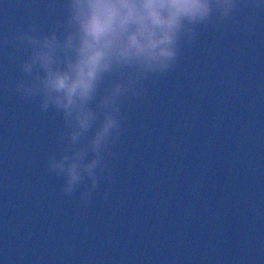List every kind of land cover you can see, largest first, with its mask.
<instances>
[{
	"label": "water",
	"instance_id": "95a60500",
	"mask_svg": "<svg viewBox=\"0 0 264 264\" xmlns=\"http://www.w3.org/2000/svg\"><path fill=\"white\" fill-rule=\"evenodd\" d=\"M62 13L63 0H0V36ZM12 51L0 48V264H264V16L185 49L131 109L111 197L102 185L88 208L44 171L62 120L8 90Z\"/></svg>",
	"mask_w": 264,
	"mask_h": 264
},
{
	"label": "clouds",
	"instance_id": "9594fccd",
	"mask_svg": "<svg viewBox=\"0 0 264 264\" xmlns=\"http://www.w3.org/2000/svg\"><path fill=\"white\" fill-rule=\"evenodd\" d=\"M261 16L264 0H63L48 31L31 23L0 36L20 72L8 90L62 120L44 171L62 181L63 196L78 193L88 208L107 185V203L131 109L179 68L203 30L244 23L251 34Z\"/></svg>",
	"mask_w": 264,
	"mask_h": 264
}]
</instances>
